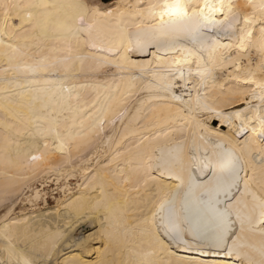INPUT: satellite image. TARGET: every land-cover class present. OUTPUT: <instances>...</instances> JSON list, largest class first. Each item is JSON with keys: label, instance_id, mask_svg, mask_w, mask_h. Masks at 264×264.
<instances>
[{"label": "snow or ice", "instance_id": "obj_1", "mask_svg": "<svg viewBox=\"0 0 264 264\" xmlns=\"http://www.w3.org/2000/svg\"><path fill=\"white\" fill-rule=\"evenodd\" d=\"M58 7L74 9V23L54 19L51 10ZM128 7L142 17L137 30L110 28L115 36L98 44L91 39L92 9L83 0L66 6L48 0L0 2V60L8 65L0 69V84H19L23 76L46 85L29 90L27 99L23 93L19 100L4 98L27 109L28 116L7 106L5 113L27 118L35 127L23 142L5 135L0 149L4 177L15 168L14 178H35L40 196L44 184L74 178L75 167H66L74 150L119 124L124 131L100 165L106 172L89 164L82 185L95 189L92 207L102 225L107 221L115 232L127 236L125 214H142L136 217L140 240L133 247L124 241L120 248L129 258L111 264H198L195 257L173 259L177 250L216 257L215 264H264V0H148ZM81 32L89 34L86 43L93 49L87 67L84 56L73 59L70 45L49 48L66 55L31 64L23 60L30 48L40 46L29 41L79 40ZM132 53L149 58L133 59ZM134 67L139 74L127 79L139 81V107H128L134 93L121 92L119 85H94L95 95L65 86L78 78L77 72L109 69L102 75L116 79L110 69L123 74ZM10 127L5 115L0 128ZM141 191L145 197L139 201L120 203L119 193ZM7 228L0 239L9 259L0 264H50L27 249L18 251ZM60 238V233L49 237L51 248ZM106 239L111 245V231Z\"/></svg>", "mask_w": 264, "mask_h": 264}, {"label": "bare ground", "instance_id": "obj_2", "mask_svg": "<svg viewBox=\"0 0 264 264\" xmlns=\"http://www.w3.org/2000/svg\"><path fill=\"white\" fill-rule=\"evenodd\" d=\"M0 2H2V0H0ZM48 2L55 5L66 6L81 2V0H48ZM83 2L87 3L90 9H92L89 13L90 21L94 24L91 39H94L98 44H101L106 43L109 39L115 36V32L109 31L110 28H116L119 26L130 32H135L137 30L135 23H140L142 17L135 9L129 8L128 6L136 5L137 3L146 4L148 0H110V2H105L104 0H83ZM51 11L54 19L67 24L74 23V9L70 7H58ZM108 12H111V15H107L106 13ZM79 35V40L69 36L67 40L50 39L43 43L40 41H29L30 44H39L40 46L30 48L27 51V54L23 57V60L31 64L45 56L66 55L67 53L65 52H57L53 54L49 51V48L51 45H55L57 48H65L70 45L73 49V59H75L77 55L84 56L85 67H87L92 62L89 52L93 51V49L90 48L89 43H86V41L89 40V34L87 32H81ZM131 56L133 59L137 60H145L149 58L137 53H132ZM76 65L79 69V61H76ZM7 67L8 65L0 60V69ZM104 71H109V69H100L99 72L96 73L77 72L78 78H70L66 80L65 86H75L77 90L82 93L95 95L93 89L94 85H102L103 87H115L116 85H119L121 92L131 91L134 93V95L129 98L128 107L132 108L133 105L139 107L136 103L138 96L135 95L138 92L139 81L132 82L127 79L130 75H138L139 69L134 67L130 72L123 74L119 73L118 70L110 69V71L115 72L116 79H113L111 75L103 76L102 73ZM15 75L16 73L14 71L10 72L8 78L13 79ZM121 75L125 76L124 80L119 78ZM3 76L4 73L0 71V77ZM133 83L136 84V87L131 86ZM82 85H87L88 87H81ZM45 86L46 85L42 81L40 83H29L23 78V76L20 77L19 84H0V119H3L5 115H7L9 123L11 124V127L7 130L0 128V149L4 146L6 134L12 139L23 142L31 138L30 133L35 132L34 124L30 120L27 118H13L11 113H5L4 111L5 106H7L11 109V112L23 113L24 116L27 117V109L22 108L19 104H9L4 98L6 96H11L12 99L19 100L21 99L19 94L23 93L24 99H27V96L32 94L29 90ZM103 87L97 89V91H103ZM5 88H7L8 91H4ZM139 95L143 96L144 93H139ZM40 122L42 123V121ZM208 123H212V121H208ZM224 130H226V126ZM123 131L124 129H122L119 124L115 126V131L109 126L107 133L102 134L100 139L95 140L91 145L81 148L79 152L75 150L73 151V158L66 167H68L69 170L75 167L74 178L80 177L81 183L78 184L75 182L73 185H70L69 181H62L63 183L60 187L61 195H58L59 198L54 200L56 201V204L53 207H45V205L43 208H35L30 211L27 210L26 212L20 210L18 213L14 212L15 210L13 211L12 208L13 202L15 200L17 201V198L24 192V190H29L31 192L30 195L28 194V199L30 198V201L34 200L35 202L41 199L45 193L41 192V195L37 196L34 184L38 183V181L35 178L30 181L14 178L17 175V170L13 168L10 170L11 176L6 180L3 175V169L0 168V207H4L5 204L9 205L7 206L6 212L2 213V215L0 214V237H2L5 230V224H7L8 234L12 240L15 241L18 251L21 249H27L29 253H33L44 261L50 262V264H57V261H59V264H69L70 261L77 259L90 262L95 261L96 264H111L113 260L117 262L127 260L130 253L126 250L121 252L120 248L123 246L124 241L128 242V247H133L140 240L138 228L141 225L136 217L142 214L132 211L125 214L124 224L128 228L127 236L115 232L110 227H107V221L102 225L99 214L96 213L92 207L95 203V189L92 186H82L83 183H86V181L83 180V177L87 174L89 164L101 172H106V169L101 168L100 165L103 163L107 154L114 149L116 141L119 139ZM209 138L211 140L217 139L215 136H210ZM198 143L202 144L200 141H198ZM9 147L15 148V145L10 144ZM85 157H88V159H85ZM21 163H24V161H21ZM22 174L28 176L32 175L30 172H23ZM45 178L46 175L41 177V179ZM78 195L81 198L75 199ZM118 196L120 203L123 204L126 201H139L142 197H145V194L142 191L139 193L122 192L119 193ZM69 197H73V200L69 201ZM41 201H44L45 203V200ZM33 206L35 207L36 204ZM141 206L147 207L146 205ZM85 225H87L89 230L84 234L80 233L81 235L76 237V231L81 226ZM109 231L113 234L111 245L108 244L106 239L107 232ZM53 233H60L61 237L55 249L51 248L49 240V237ZM3 244L4 241L0 239V261L9 259L8 254L4 251ZM102 245L106 246L102 247ZM246 251L255 255V253H251V250L246 249ZM191 257H195L198 264H215V261L217 260V258L213 256L185 253L183 250H177V257H173V259H188Z\"/></svg>", "mask_w": 264, "mask_h": 264}, {"label": "rangeland", "instance_id": "obj_3", "mask_svg": "<svg viewBox=\"0 0 264 264\" xmlns=\"http://www.w3.org/2000/svg\"><path fill=\"white\" fill-rule=\"evenodd\" d=\"M76 181H75V178H73L72 180H69V183H70V185H73V183H75ZM62 181L60 182V184H57V183H53V182H48V183H46V185L44 184L42 187H41V192L42 193H45V195L41 198V199H39V200H37L36 202L34 201V200H32V201H30L31 199L29 198L28 199V197H29V195L31 194V192L29 191V190H24V192L17 198V201L14 203L13 202V205H12V208H13V211L14 212H20V211H30V210H32V209H35V208H43L45 205V207H53L55 204H56V201H54V200H56L57 198H59V196L61 195V192H60V187H61V185H62ZM36 184L37 183H35L34 185H35V187H36ZM54 184V185H53ZM33 185V186H34ZM56 185V186H55ZM46 187V188H45ZM55 189H56V191H55ZM59 192H58V191ZM27 192H29V193H27ZM27 193V194H26ZM58 193V194H57ZM29 194V195H28ZM59 195V196H58ZM54 196V197H53ZM56 196V197H55ZM25 197V198H24ZM53 197V198H52ZM20 199H22V200H20ZM41 200H45V203H44V201H41ZM26 201V202H25ZM34 201V202H33ZM20 202V203H19ZM33 202V203H32ZM54 202V203H53ZM30 203H32V204H30ZM36 204V206L34 207L33 205H35ZM39 204V205H38ZM20 205V206H19ZM27 205V206H26ZM7 206H9L8 204H5V206L3 207L2 206V208L0 207V214L2 215V213H5L6 212V210H7ZM29 206V207H28ZM20 207V208H19ZM23 208V209H22ZM3 209V210H2ZM26 209V210H25ZM20 210V211H19ZM89 230V228L87 227V225H85V226H81L77 231H76V233H75V236L77 237V236H79V235H81V234H84L86 231H88ZM81 233V234H80Z\"/></svg>", "mask_w": 264, "mask_h": 264}, {"label": "water", "instance_id": "obj_4", "mask_svg": "<svg viewBox=\"0 0 264 264\" xmlns=\"http://www.w3.org/2000/svg\"><path fill=\"white\" fill-rule=\"evenodd\" d=\"M105 1V0H104Z\"/></svg>", "mask_w": 264, "mask_h": 264}]
</instances>
